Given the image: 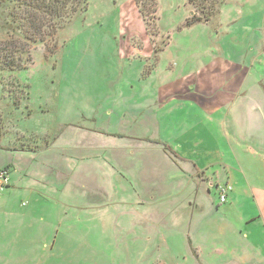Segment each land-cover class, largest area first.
Wrapping results in <instances>:
<instances>
[{
  "label": "rangeland",
  "instance_id": "374dc122",
  "mask_svg": "<svg viewBox=\"0 0 264 264\" xmlns=\"http://www.w3.org/2000/svg\"><path fill=\"white\" fill-rule=\"evenodd\" d=\"M219 1L89 0L53 53L0 8V264H264V0Z\"/></svg>",
  "mask_w": 264,
  "mask_h": 264
},
{
  "label": "trees",
  "instance_id": "16d2710c",
  "mask_svg": "<svg viewBox=\"0 0 264 264\" xmlns=\"http://www.w3.org/2000/svg\"><path fill=\"white\" fill-rule=\"evenodd\" d=\"M185 1L187 5L193 6L196 11L191 16L188 26H193L197 23L209 24L219 12V6L221 4L219 0ZM88 6L89 0H0V8H4V11H7V14L4 13L5 20L8 21L13 31L19 32L17 34L20 35L21 39L28 42V44L35 45L41 42L47 46L52 41V47L48 46L49 53L57 50L55 38L58 32L79 13H87ZM7 59L10 61H6L3 64L0 60V65L2 64L0 70L10 69L14 71L15 69L24 68V65L20 62L14 61V55L8 56ZM17 60L20 59L18 58ZM6 170L9 171V169ZM9 187L10 185L7 188ZM225 187L228 186L222 184L217 186L220 197L222 195L221 190ZM231 192L232 189L227 191L225 194V202H221V204L227 203L228 196Z\"/></svg>",
  "mask_w": 264,
  "mask_h": 264
},
{
  "label": "built area",
  "instance_id": "2783aa9c",
  "mask_svg": "<svg viewBox=\"0 0 264 264\" xmlns=\"http://www.w3.org/2000/svg\"><path fill=\"white\" fill-rule=\"evenodd\" d=\"M10 185V174L9 171L6 169H0V198L2 197L3 192L5 189ZM221 195V202H225V190Z\"/></svg>",
  "mask_w": 264,
  "mask_h": 264
},
{
  "label": "crops",
  "instance_id": "0c3cea01",
  "mask_svg": "<svg viewBox=\"0 0 264 264\" xmlns=\"http://www.w3.org/2000/svg\"><path fill=\"white\" fill-rule=\"evenodd\" d=\"M189 163H192L193 165H195L194 161H189ZM205 166V165H204ZM206 168V167H205ZM195 170L197 172H199L200 174H203V172H200V171H203V169H200L197 165H195ZM12 185V182L10 184V186Z\"/></svg>",
  "mask_w": 264,
  "mask_h": 264
}]
</instances>
